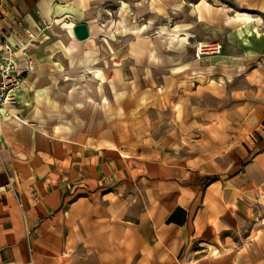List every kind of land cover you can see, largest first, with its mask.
<instances>
[{
    "label": "crops",
    "instance_id": "0c3cea01",
    "mask_svg": "<svg viewBox=\"0 0 264 264\" xmlns=\"http://www.w3.org/2000/svg\"><path fill=\"white\" fill-rule=\"evenodd\" d=\"M199 1V21L214 19L220 61L236 72L247 67L246 81H260L264 96V0ZM89 4L0 0V50L10 48L20 80L16 105L0 111V264H174L179 255L184 264L191 173L125 152L110 84L120 93L138 79H127L125 54L113 72L108 56H94ZM80 23L83 41L73 33ZM171 37L173 45L184 40ZM130 62L136 69L142 58L134 52ZM240 177L246 186H237ZM228 183L221 191L234 196L214 206L229 212L204 220L195 264H264V150ZM239 193L252 200L239 202ZM159 201L167 203L160 219Z\"/></svg>",
    "mask_w": 264,
    "mask_h": 264
},
{
    "label": "rangeland",
    "instance_id": "374dc122",
    "mask_svg": "<svg viewBox=\"0 0 264 264\" xmlns=\"http://www.w3.org/2000/svg\"><path fill=\"white\" fill-rule=\"evenodd\" d=\"M84 1L90 3V40L99 48L94 56H108L113 72L119 55L125 54L127 79L129 74L138 79L127 80L120 93L110 84L112 100L120 104V118L125 122V152H141L191 173V252L184 264H195L199 253L194 250L204 220L229 212L215 210L214 203H229L234 196L221 191V185L228 186L230 176L240 175L249 158L264 150L262 83L246 81L247 67L236 72L220 61L223 48L213 38L214 19L199 21V0ZM171 36L184 40L173 45ZM209 43H219L220 52L198 56L196 47ZM134 52L142 58L136 69L129 66ZM209 177L216 181L194 184ZM237 186H246V181L240 177ZM237 196L239 202L252 200L251 194ZM166 204L159 201V219L166 213ZM173 215L174 220L180 216L176 209ZM196 219H200L198 227ZM174 264H182L181 255Z\"/></svg>",
    "mask_w": 264,
    "mask_h": 264
},
{
    "label": "built area",
    "instance_id": "2783aa9c",
    "mask_svg": "<svg viewBox=\"0 0 264 264\" xmlns=\"http://www.w3.org/2000/svg\"><path fill=\"white\" fill-rule=\"evenodd\" d=\"M25 34L29 39L33 38V33L29 30H25ZM219 43H209L204 45H198L196 47V54L209 55L218 54L220 52ZM5 52L8 56L0 55V111L8 107H12L17 103V92L19 89L20 80L16 75V68L11 60L10 48L7 45H3L0 50ZM22 208V205L19 204Z\"/></svg>",
    "mask_w": 264,
    "mask_h": 264
},
{
    "label": "water",
    "instance_id": "95a60500",
    "mask_svg": "<svg viewBox=\"0 0 264 264\" xmlns=\"http://www.w3.org/2000/svg\"><path fill=\"white\" fill-rule=\"evenodd\" d=\"M73 33L77 40L83 41L88 38L87 26L83 23L77 24L73 27Z\"/></svg>",
    "mask_w": 264,
    "mask_h": 264
},
{
    "label": "trees",
    "instance_id": "16d2710c",
    "mask_svg": "<svg viewBox=\"0 0 264 264\" xmlns=\"http://www.w3.org/2000/svg\"><path fill=\"white\" fill-rule=\"evenodd\" d=\"M213 180H214V179H213V178H210V177L206 179L207 182H211V181H213Z\"/></svg>",
    "mask_w": 264,
    "mask_h": 264
},
{
    "label": "bare ground",
    "instance_id": "6f19581e",
    "mask_svg": "<svg viewBox=\"0 0 264 264\" xmlns=\"http://www.w3.org/2000/svg\"><path fill=\"white\" fill-rule=\"evenodd\" d=\"M70 26L68 25V28H69Z\"/></svg>",
    "mask_w": 264,
    "mask_h": 264
}]
</instances>
